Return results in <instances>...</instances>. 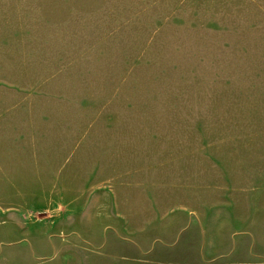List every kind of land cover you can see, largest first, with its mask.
<instances>
[{"label":"rangeland","instance_id":"rangeland-1","mask_svg":"<svg viewBox=\"0 0 264 264\" xmlns=\"http://www.w3.org/2000/svg\"><path fill=\"white\" fill-rule=\"evenodd\" d=\"M0 264H264V0H0Z\"/></svg>","mask_w":264,"mask_h":264}]
</instances>
